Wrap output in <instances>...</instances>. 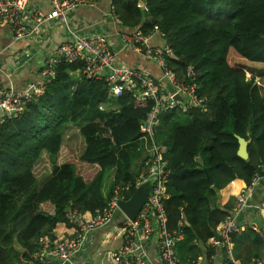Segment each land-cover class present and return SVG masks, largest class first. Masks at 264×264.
Masks as SVG:
<instances>
[{
  "label": "trees",
  "instance_id": "16d2710c",
  "mask_svg": "<svg viewBox=\"0 0 264 264\" xmlns=\"http://www.w3.org/2000/svg\"><path fill=\"white\" fill-rule=\"evenodd\" d=\"M140 3L113 1L121 32L162 35L176 55L172 69L183 78L193 66L198 94L209 102L206 112L184 113L186 121L176 115L161 148L168 218L176 215L174 228L181 222L189 235H203L200 222L210 239L257 170H264V97L260 86L229 62L234 53L244 65H264V0H144L139 8ZM152 107L126 91L115 97L112 85L87 78L81 63H62L45 94L0 125V264H38V239L68 226L70 212L94 218L115 191L125 200L137 192L151 156L140 165L132 149ZM70 125L79 127V155L65 141ZM240 140L248 143L246 161L238 156ZM235 183L240 191L230 197ZM213 215L221 219L212 220ZM123 221L105 229L103 246L125 237ZM259 237L257 255L264 249V236Z\"/></svg>",
  "mask_w": 264,
  "mask_h": 264
},
{
  "label": "built area",
  "instance_id": "2783aa9c",
  "mask_svg": "<svg viewBox=\"0 0 264 264\" xmlns=\"http://www.w3.org/2000/svg\"><path fill=\"white\" fill-rule=\"evenodd\" d=\"M98 0H49L50 10L33 9L30 17L26 15L31 0H0V27L8 28L16 41L26 38L38 40L41 33L56 23L67 24L69 13L80 7L94 8ZM139 8L144 7L140 0ZM109 17L121 27V20L111 8ZM156 31L144 35L141 31L119 36L125 46L145 55L155 62L162 71L163 77L156 79L144 70L117 65V56L110 40L104 35L80 36L75 41L61 45L54 54L45 60L41 73V83L30 89H0V125L8 119L18 117L25 104L43 96L47 87L56 80L57 68L62 63L83 65V73L89 79L105 81L113 87L115 97L122 92L131 93L133 98L142 103L151 102L153 107L142 125V139L148 138L152 143V158L146 160L149 167L147 180H153L148 200L136 220L131 221L122 213L120 203L126 201L120 190L115 191L107 208L94 218H87L78 211L67 215L71 233L57 236H42L38 239V251L34 254L38 264H85L76 257L86 250L92 235L107 228L113 219L122 215L125 237L122 245L107 253L98 252L102 262L106 264H150L146 246L157 234L156 255L161 264H179L176 255V244L183 237L182 231L169 230V218L164 207L167 199V171L162 149L154 140L153 133L158 125L159 116L167 112L188 113L192 110H208V100L199 96L197 73L193 66H188L184 77L180 78L170 66L176 59L174 51L164 44L161 47H149L148 41ZM162 36V35H161ZM163 38V36H162ZM0 73L2 62L0 52ZM247 80L260 84L261 78L253 77L246 72ZM163 80L167 82L164 85ZM177 97L182 98L183 102ZM262 178L253 179L245 195L238 198L235 215L227 217L218 227L219 241L213 239L214 245L225 249V264H239L233 256L232 239L241 233V226L236 221L239 211L248 207V196L253 193ZM141 181L137 188L141 187ZM264 210V204L259 207ZM256 230V228H254ZM263 235V232L261 233ZM108 259V261H106ZM101 262V263H102ZM87 264V263H86ZM252 264H264L257 259Z\"/></svg>",
  "mask_w": 264,
  "mask_h": 264
},
{
  "label": "crops",
  "instance_id": "0c3cea01",
  "mask_svg": "<svg viewBox=\"0 0 264 264\" xmlns=\"http://www.w3.org/2000/svg\"><path fill=\"white\" fill-rule=\"evenodd\" d=\"M113 1L114 0H98L94 8L80 7L77 10L70 12L67 24H54L50 28L44 30L38 40L35 38H26L16 41L14 39L13 33L8 28L1 26L0 52L2 73H0V89H30L36 84L41 83V73L45 60L52 56L57 48H59L61 45L75 41L77 34L80 36L104 35L110 40L113 50L116 53L117 65H127L132 68L144 70L147 74L156 79L163 77L161 69L155 62H153L144 54H139L128 49L121 40L119 34L120 31H122V27L116 25L109 17ZM33 9L49 11L51 9L49 0H31L30 7L26 12L28 20L30 17V12ZM125 30L128 31L127 29ZM164 44L165 42L158 33L152 35L148 41V46L152 48L161 47ZM229 62L236 64L243 63L239 56L232 53L230 54ZM245 66L246 70L244 71L253 76V74H255L259 69H261V66L264 65L252 63ZM163 83L167 86V82H165V80H163ZM261 88L264 87H260V90ZM261 94L264 97L262 91ZM177 113L184 114L183 112ZM176 115L177 114H171L164 117L160 124V121L158 122L156 142L162 148L165 147L164 143L169 142V132L167 131L170 128L175 129L174 120L176 119ZM145 144V142L140 140V142L133 148L137 152L136 157L139 159L140 165H143V162L149 155L147 154L145 158L142 157L143 147ZM263 184L264 179L259 182V186L255 188L254 192L249 194L247 199L249 204L248 207H245L243 210L239 211L236 217V221L239 226H241L242 231L240 234L233 237L232 244L234 259L239 264H252L253 261L257 259L264 262V249H262L257 255L256 249L258 244H254V240L256 238H259L258 243H261V237H259V235L264 230V210L259 208L261 204L264 203ZM147 185L150 188V184L147 183ZM239 191L240 186L239 184L235 183L230 193V197L239 193ZM228 194L229 193H227V195ZM169 198L170 197L167 194V199L164 203H166ZM211 200L214 207L215 201L214 199ZM236 206L234 207L232 214L227 217L235 215ZM206 210L207 209H204V211ZM218 213L220 214V212ZM221 216L217 215L215 219L213 215L210 218L212 220H218L221 219ZM123 218L124 217L122 215L116 216L108 227L115 223H119ZM177 221V216L172 214L171 218H169V230L172 232H183V227L180 226L181 222L178 223V228H174L177 225ZM183 223H185L188 227L190 226L187 221H184ZM221 223L216 225L214 229L215 235L210 239L208 237V231L203 229L200 222H197V229L201 230L203 235H189L187 233L186 235L183 233L182 239L176 244V255L179 260V264H225L227 257L225 249L220 245H214L212 242L213 239L219 241L217 235L218 227ZM70 228L71 227L69 225H59L53 233H56L57 236H64L71 233ZM254 228H256V230ZM105 229L93 234L88 242L86 250H84L82 254L78 255L76 260L84 262L85 264H91V262L94 260L97 250L98 252H103V248L110 245L113 241H120L119 246L115 247L114 249H117L122 245V241L120 239H115L108 245L103 246V242L105 240L104 234L108 232V230ZM192 236H198L203 240L192 239ZM156 239L157 234L146 246L148 261L150 264H161L156 255ZM96 256L98 257L99 255ZM101 262L102 261H100V264H106V262Z\"/></svg>",
  "mask_w": 264,
  "mask_h": 264
},
{
  "label": "rangeland",
  "instance_id": "374dc122",
  "mask_svg": "<svg viewBox=\"0 0 264 264\" xmlns=\"http://www.w3.org/2000/svg\"><path fill=\"white\" fill-rule=\"evenodd\" d=\"M232 54H234V53H232ZM232 56V55H231ZM239 56V55H238ZM232 64H234L235 65V67L237 68V69H239V70H246L245 69V65L243 64V63H232ZM248 64H252V63H248ZM253 65H258V64H253ZM246 72V71H245ZM253 74V73H252ZM253 76L254 77H257V78H261V81H260V84H258L260 87H264V66H261V69H259L255 74H253ZM261 91H262V93H263V95H264V88H261ZM171 114H180L181 115V113H177V112H167V113H164V114H162V115H160L159 116V124L161 123V121L163 120V118L164 117H166V116H169V115H171ZM182 119L184 120V121H186V120H188V116L187 115H184V114H182ZM156 131H157V127L155 128V130H154V133H153V138H154V140H155V142L157 141V134H156ZM168 132V131H167ZM80 134H79V127L78 126H76V125H70V127H68V129H67V132H66V136L68 137V139H66L65 141H66V143H69L70 145H71V147H73V148H75V151H76V153H78V155L81 153V149H82V140H81V138H80V136H79ZM141 141H143V142H145L146 144H145V146L143 147V152H142V157L143 158H145V156L147 155V154H149L150 156H151V158H152V143H151V141L148 139V138H144V139H141ZM74 143V144H73ZM157 143V142H156ZM158 144V143H157ZM132 152H133V154L136 156L137 155V152H136V150H134V149H132ZM145 173L146 174H148V172H149V167H147V166H145ZM144 179H146V178H144L143 176L141 177V182H142V185H144V183H143V180ZM141 185V186H142ZM116 231H115V229L112 231V233H115ZM106 237L104 236V239H105ZM111 242H112V239L110 240ZM119 244H120V241H113L110 245H108V246H106V247H104V248H106V249H104L103 248V252H105L106 253V255H107V253L110 251V250H112V249H114L115 247H117V246H119ZM100 249V248H99ZM177 253V252H176ZM96 255H98L97 254V252L95 253V257H94V260L91 262V264H100V261H101V257H97ZM106 261H108V259L106 260Z\"/></svg>",
  "mask_w": 264,
  "mask_h": 264
},
{
  "label": "water",
  "instance_id": "95a60500",
  "mask_svg": "<svg viewBox=\"0 0 264 264\" xmlns=\"http://www.w3.org/2000/svg\"><path fill=\"white\" fill-rule=\"evenodd\" d=\"M142 54L145 55V52H143ZM177 99L182 100V98L177 97ZM248 143L245 142L244 140H240V147H239V151H238V156L242 159V160H248L249 158V154H248ZM257 173L259 174V176L262 178V180L264 179V170H257ZM152 186L150 185V188L147 184L142 185L141 187L138 188L137 192L128 200L126 201H122L120 203V209L122 211V213L126 216V218H128L131 221H134L137 219L139 213L141 212V210L143 209V207L145 206L148 197L150 195V191H151ZM218 237V235H217Z\"/></svg>",
  "mask_w": 264,
  "mask_h": 264
},
{
  "label": "clouds",
  "instance_id": "9594fccd",
  "mask_svg": "<svg viewBox=\"0 0 264 264\" xmlns=\"http://www.w3.org/2000/svg\"><path fill=\"white\" fill-rule=\"evenodd\" d=\"M245 74H246V72H245ZM45 92H46V91H45ZM44 94H45V93H44ZM44 94H43V95H44ZM41 97H42V96H41ZM208 105H209V104H208ZM120 240H121V239H120Z\"/></svg>",
  "mask_w": 264,
  "mask_h": 264
}]
</instances>
